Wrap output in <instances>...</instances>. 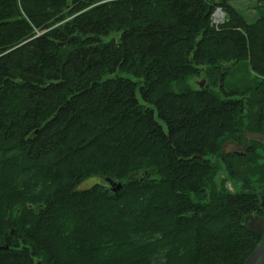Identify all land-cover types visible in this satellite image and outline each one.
<instances>
[{
  "label": "trees",
  "instance_id": "1",
  "mask_svg": "<svg viewBox=\"0 0 264 264\" xmlns=\"http://www.w3.org/2000/svg\"><path fill=\"white\" fill-rule=\"evenodd\" d=\"M237 1L0 0V264H243L264 142L222 148L264 136V15ZM238 61L253 82L216 83Z\"/></svg>",
  "mask_w": 264,
  "mask_h": 264
},
{
  "label": "rangeland",
  "instance_id": "2",
  "mask_svg": "<svg viewBox=\"0 0 264 264\" xmlns=\"http://www.w3.org/2000/svg\"><path fill=\"white\" fill-rule=\"evenodd\" d=\"M259 4L262 5V8L257 7ZM233 5L238 9V11L244 15L246 20L250 23L255 22L260 16L264 15V1L259 2L256 0H240L237 2H233ZM219 12V15H217V24L221 23L225 19V14L220 8H216L213 12V15ZM117 34H110L108 37L103 38V40H108L110 38H117ZM222 72V77L219 76L216 79V83L218 81L222 83L225 88H238V89H244L246 86L250 85L253 82L254 78V72L250 69V67L247 65L245 61H238L234 65L228 68L227 71L224 69H220ZM219 70V71H220ZM223 70V71H222ZM190 84L193 88L199 89V88H212L214 91H217L218 88L214 85H211L206 77V74L202 71L197 76H194L192 79H190ZM245 136L248 138L246 140L244 145H236L233 142L225 143L222 150L224 152H237L238 154L243 153L245 147L247 145H250L251 139H257L262 142H264V136L258 133L253 132H245ZM257 153L261 156H264V153L262 149L257 148ZM259 162H264V157L259 159ZM257 176L255 175H249V180L251 181V185L255 190L260 189V183L257 181ZM99 182L100 184H106L105 181L101 179H97L96 177H88L80 182L78 185L79 189L87 188L91 186L95 182ZM215 188L216 190L222 188L229 192H238L242 190L241 182L236 181L234 179H231L227 173L220 169L214 178ZM7 180L5 179V183H0V196L2 197V200H6L5 192H4V186L6 184ZM31 204L27 203V207L31 208ZM26 215H29L28 213H25ZM30 216V215H29ZM12 232V230H11Z\"/></svg>",
  "mask_w": 264,
  "mask_h": 264
},
{
  "label": "water",
  "instance_id": "3",
  "mask_svg": "<svg viewBox=\"0 0 264 264\" xmlns=\"http://www.w3.org/2000/svg\"><path fill=\"white\" fill-rule=\"evenodd\" d=\"M220 76L222 77V72H220ZM103 179L108 184L107 189L109 191L116 193L120 190L121 182L119 180L111 177H104ZM244 226L249 232L259 237V242L244 259L243 264H264V218L254 214L247 215L244 219Z\"/></svg>",
  "mask_w": 264,
  "mask_h": 264
},
{
  "label": "built area",
  "instance_id": "4",
  "mask_svg": "<svg viewBox=\"0 0 264 264\" xmlns=\"http://www.w3.org/2000/svg\"><path fill=\"white\" fill-rule=\"evenodd\" d=\"M216 13L214 14V15H212V20H213V22L216 24L217 23V19H216Z\"/></svg>",
  "mask_w": 264,
  "mask_h": 264
},
{
  "label": "bare ground",
  "instance_id": "5",
  "mask_svg": "<svg viewBox=\"0 0 264 264\" xmlns=\"http://www.w3.org/2000/svg\"><path fill=\"white\" fill-rule=\"evenodd\" d=\"M219 15V12H216V16Z\"/></svg>",
  "mask_w": 264,
  "mask_h": 264
}]
</instances>
